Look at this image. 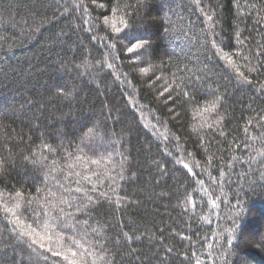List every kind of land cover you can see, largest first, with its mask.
Returning a JSON list of instances; mask_svg holds the SVG:
<instances>
[{
  "label": "trees",
  "instance_id": "16d2710c",
  "mask_svg": "<svg viewBox=\"0 0 264 264\" xmlns=\"http://www.w3.org/2000/svg\"><path fill=\"white\" fill-rule=\"evenodd\" d=\"M258 153L264 0H0V264H67L17 240V191L84 264H264Z\"/></svg>",
  "mask_w": 264,
  "mask_h": 264
},
{
  "label": "snow or ice",
  "instance_id": "6c2138e0",
  "mask_svg": "<svg viewBox=\"0 0 264 264\" xmlns=\"http://www.w3.org/2000/svg\"><path fill=\"white\" fill-rule=\"evenodd\" d=\"M196 3H199V0H195ZM103 5H101L102 7ZM255 5H253L254 7ZM115 12L116 9H113ZM206 19L208 21H213L212 15H206ZM105 22H107V18H105ZM123 23V20L121 21ZM211 28L212 25L209 24ZM115 31L119 32V28H114ZM242 43V42H240ZM146 47L140 43H132L131 47L127 49L129 53H133L140 48ZM213 47L216 48L217 53L221 50L217 47L216 44H213ZM222 59H227L228 64L234 68L237 73L243 76V73L239 72V69L236 67V63L232 60L231 56L227 53H223L221 56ZM247 59V57H245ZM89 67L91 65H88ZM111 67V65H109ZM79 67V66H78ZM251 70V69H250ZM142 71H147V69H142ZM247 78L245 77V80ZM167 91V89H165ZM187 95V93H185ZM219 98H217L218 100ZM216 108V101H212L210 106L205 109V111H213ZM92 130H89L91 134ZM98 135V133H97ZM47 148V145L44 146ZM50 150V149H49ZM259 155H264V153H258ZM39 159H44L41 156ZM79 159V158H77ZM92 164L101 166V161L92 160ZM183 163V161H180ZM185 168H189L188 164L183 163ZM5 162L0 160V172L4 171ZM71 167V165H70ZM191 171V169H189ZM96 173H93L95 175ZM80 175V173H77ZM85 180H90V177H83ZM123 179V177H121ZM215 182V181H214ZM203 184V181H200ZM79 191V188L76 189ZM207 192V189H204ZM0 195L6 196L7 193H0ZM15 200L11 206H8V202H3V211L8 214L9 223L15 225L14 231L18 232L17 240L29 242V247L32 248V251L37 254V256H42V252L39 250H43V252H50L52 256L60 257L62 260L67 261V264H84V258L86 255H92V253L85 248L83 241V236L80 235L73 227V225L69 224L64 217L52 216L50 213H45V219L42 223L39 220L35 222L36 226L33 224H26L23 219H21L18 214L21 210V200L23 199L21 193L17 191L14 197H10ZM89 201L92 200V197H88ZM191 203V201H189ZM28 204H31V201H28ZM213 207H216L215 201H211ZM40 214L37 212L36 216ZM67 229H71V231H66ZM87 233L85 232L84 235ZM35 246V247H33ZM43 259H48V257L44 256ZM95 264V262H93ZM199 264V261H197Z\"/></svg>",
  "mask_w": 264,
  "mask_h": 264
}]
</instances>
